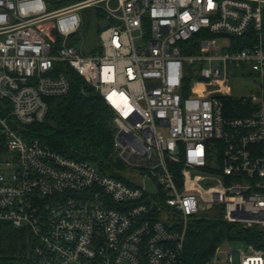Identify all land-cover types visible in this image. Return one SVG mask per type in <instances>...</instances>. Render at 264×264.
Wrapping results in <instances>:
<instances>
[{
    "label": "built area",
    "instance_id": "obj_1",
    "mask_svg": "<svg viewBox=\"0 0 264 264\" xmlns=\"http://www.w3.org/2000/svg\"><path fill=\"white\" fill-rule=\"evenodd\" d=\"M69 69L115 113L123 179L25 137ZM0 137V221L30 232L33 264H187L212 211L257 239L202 264H264V0H0Z\"/></svg>",
    "mask_w": 264,
    "mask_h": 264
},
{
    "label": "trees",
    "instance_id": "obj_2",
    "mask_svg": "<svg viewBox=\"0 0 264 264\" xmlns=\"http://www.w3.org/2000/svg\"><path fill=\"white\" fill-rule=\"evenodd\" d=\"M92 13L87 11L83 33L91 32ZM100 29L94 30L98 38ZM88 35V34H87ZM67 76L70 92L48 99L49 112L43 123L25 128L27 139L37 138L55 151L76 161L94 163L103 173L116 175L125 166L114 158V111L74 70ZM6 152L0 137V160ZM182 164L171 165L181 183ZM258 229H245L239 223L224 220L223 214L212 211L193 220L187 231L185 259L187 264H202L211 259L225 242H256ZM33 237L27 229H17L0 221V264H33Z\"/></svg>",
    "mask_w": 264,
    "mask_h": 264
},
{
    "label": "rangeland",
    "instance_id": "obj_3",
    "mask_svg": "<svg viewBox=\"0 0 264 264\" xmlns=\"http://www.w3.org/2000/svg\"><path fill=\"white\" fill-rule=\"evenodd\" d=\"M96 15L93 14L92 16V22H91V27L92 30L91 32L87 33L89 38L86 39V41L83 44V48L85 50V52L89 53L91 50L93 51V47H94V42L92 40H90V36L94 35V30L97 29V25L98 22L96 20ZM86 34V35H87ZM236 85L239 84V86L235 89V93L236 94H248L251 87L249 86V84H247V82H242V81H237V83H235ZM10 158V154L8 153H4L3 158ZM141 184H145V187L147 189V191L151 194L157 193L158 189L156 188L155 184L153 181H148L147 183L142 182L141 180H139ZM226 249H240L245 247L243 243H238V242H228L225 244Z\"/></svg>",
    "mask_w": 264,
    "mask_h": 264
},
{
    "label": "water",
    "instance_id": "obj_4",
    "mask_svg": "<svg viewBox=\"0 0 264 264\" xmlns=\"http://www.w3.org/2000/svg\"><path fill=\"white\" fill-rule=\"evenodd\" d=\"M157 208V206H155V209Z\"/></svg>",
    "mask_w": 264,
    "mask_h": 264
}]
</instances>
